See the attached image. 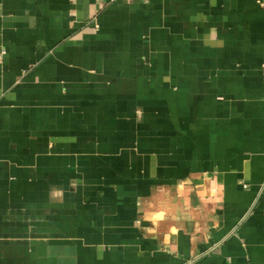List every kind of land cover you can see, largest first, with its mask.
<instances>
[{"label": "crops", "instance_id": "0c3cea01", "mask_svg": "<svg viewBox=\"0 0 264 264\" xmlns=\"http://www.w3.org/2000/svg\"><path fill=\"white\" fill-rule=\"evenodd\" d=\"M1 55L0 264H264V0H0Z\"/></svg>", "mask_w": 264, "mask_h": 264}, {"label": "built area", "instance_id": "2783aa9c", "mask_svg": "<svg viewBox=\"0 0 264 264\" xmlns=\"http://www.w3.org/2000/svg\"><path fill=\"white\" fill-rule=\"evenodd\" d=\"M112 1H115V0H112ZM6 54V52H3V55H5ZM2 58V55L0 56V59Z\"/></svg>", "mask_w": 264, "mask_h": 264}]
</instances>
